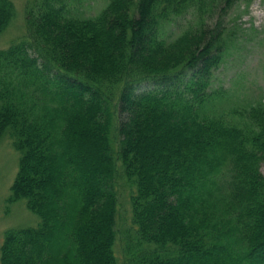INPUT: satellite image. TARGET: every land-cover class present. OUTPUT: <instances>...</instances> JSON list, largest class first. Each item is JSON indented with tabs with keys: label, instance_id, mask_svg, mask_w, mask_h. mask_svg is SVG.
<instances>
[{
	"label": "trees",
	"instance_id": "obj_1",
	"mask_svg": "<svg viewBox=\"0 0 264 264\" xmlns=\"http://www.w3.org/2000/svg\"><path fill=\"white\" fill-rule=\"evenodd\" d=\"M105 1L29 0L0 48L6 203L40 220L5 232L0 264H120L121 244L124 264H264V104L218 112L214 86L240 38L227 18L253 0ZM15 17L0 0V34Z\"/></svg>",
	"mask_w": 264,
	"mask_h": 264
},
{
	"label": "rangeland",
	"instance_id": "obj_2",
	"mask_svg": "<svg viewBox=\"0 0 264 264\" xmlns=\"http://www.w3.org/2000/svg\"><path fill=\"white\" fill-rule=\"evenodd\" d=\"M16 7V17L10 26L0 34V48L5 49L24 38L25 8L29 0H12ZM105 0H85V16H95L106 6ZM189 21L183 18L185 26ZM228 27L237 28L240 38L231 46L223 67L216 72L215 87L227 89L228 98L217 105L218 112L242 110L264 104V0H253L250 4L239 3L229 14ZM178 31L176 30L175 33ZM180 32V30H179ZM178 32V33H179ZM118 121L124 116L117 110ZM119 137L115 139L117 147ZM19 152L15 150L10 134L0 138V249L4 234L12 228L32 227L39 224V218L27 209L25 202L9 205L6 203L11 186L19 168ZM121 179L119 178V181ZM123 180L121 181L122 184ZM119 184V183H118ZM119 200L118 229L120 235L127 231L130 206L124 190ZM120 264H124L122 244L118 248ZM1 255V254H0Z\"/></svg>",
	"mask_w": 264,
	"mask_h": 264
}]
</instances>
